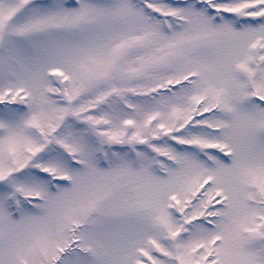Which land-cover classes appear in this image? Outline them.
<instances>
[{"label":"snow or ice","instance_id":"1","mask_svg":"<svg viewBox=\"0 0 264 264\" xmlns=\"http://www.w3.org/2000/svg\"><path fill=\"white\" fill-rule=\"evenodd\" d=\"M0 264H264V0H0Z\"/></svg>","mask_w":264,"mask_h":264}]
</instances>
